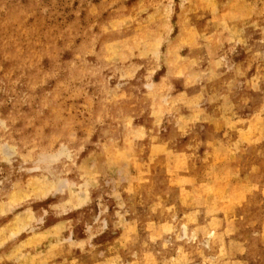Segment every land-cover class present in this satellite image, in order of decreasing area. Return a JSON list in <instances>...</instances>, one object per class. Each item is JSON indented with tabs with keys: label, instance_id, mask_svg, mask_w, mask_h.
Returning <instances> with one entry per match:
<instances>
[{
	"label": "rangeland",
	"instance_id": "obj_1",
	"mask_svg": "<svg viewBox=\"0 0 264 264\" xmlns=\"http://www.w3.org/2000/svg\"><path fill=\"white\" fill-rule=\"evenodd\" d=\"M0 264H264V0H0Z\"/></svg>",
	"mask_w": 264,
	"mask_h": 264
}]
</instances>
